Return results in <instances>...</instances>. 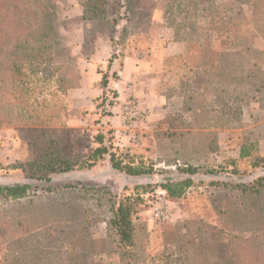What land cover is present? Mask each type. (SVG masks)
Returning a JSON list of instances; mask_svg holds the SVG:
<instances>
[{
    "label": "rangeland",
    "instance_id": "374dc122",
    "mask_svg": "<svg viewBox=\"0 0 264 264\" xmlns=\"http://www.w3.org/2000/svg\"><path fill=\"white\" fill-rule=\"evenodd\" d=\"M226 1L55 0L52 22L58 38L50 52L52 69L42 76L32 64L23 88L0 69V185H30L19 199L0 196V264H126L124 249L107 234L109 198L126 195L140 198L133 218L136 264H164L162 251L172 248L183 252L184 264L264 260V187L249 192L237 186L264 176V166L239 157V145L255 141V156L264 158L263 11L237 4L243 16L255 14V50L245 51L249 39L243 19L236 39L238 66L231 74L238 79L235 93L244 99L234 102L229 92L232 100L221 106L212 86L231 84L226 79L230 70L219 67V52L231 37L209 25L234 11L226 9ZM93 6L105 12L90 18ZM183 22L190 26L182 27ZM170 40L181 44L180 59L164 60L161 49ZM95 48L102 60L106 52L117 54L118 61L139 52L157 71V89L167 97L165 116L152 123L145 118L133 128L134 136L125 130L127 142L117 145L141 150L153 170L129 176L105 161L93 170L33 172L36 152L24 143L34 135L29 128H44L47 138L64 141L63 153L78 157L93 146L95 134L114 132V123L102 121L98 110L101 96L87 107L76 88L80 66L91 62ZM196 104L205 110L197 116L178 111ZM187 165L194 171H182ZM184 177L194 183L180 199L168 198L159 186ZM165 204L169 218L159 221L153 209Z\"/></svg>",
    "mask_w": 264,
    "mask_h": 264
},
{
    "label": "trees",
    "instance_id": "16d2710c",
    "mask_svg": "<svg viewBox=\"0 0 264 264\" xmlns=\"http://www.w3.org/2000/svg\"><path fill=\"white\" fill-rule=\"evenodd\" d=\"M239 1H243L248 6L253 4L256 8H261L263 11L262 18L264 19V0H227L225 3L226 9L234 11L222 21H210L209 28L211 30H219L221 34L231 37L229 46L222 48L219 52L221 58L219 67L221 70H230L226 74L228 76H226V79L230 80L231 84L228 83L227 86L220 88L219 86H212L213 90L217 91L215 96H219L218 101L221 106H226L227 102L232 100V95L227 94L229 92H234V102L243 101L244 99V96L240 97L235 93L238 91L235 86L238 84V79L231 74L238 66L240 51L237 48L236 39L238 38L239 22L243 19L248 35V37L245 36L244 38L249 39V45L245 47V51L255 50L252 46L254 34L251 31L255 14L243 16L241 8L237 6ZM55 3V0H0V69L6 70L5 73L8 75V80L12 84L15 83L17 87H25L26 84L23 77L27 71H31L32 64L36 65V72H39L42 76L52 69L50 52L56 46L55 42L58 38V33L52 22L56 14ZM90 11L92 12L90 18L98 17L105 12L104 9L96 6H93ZM218 22L219 26L216 25ZM181 25L182 27L185 25L190 26L187 22H183ZM206 49H208V46ZM123 56L124 54L119 58L118 68L121 64L120 59ZM181 57L182 55L180 54L166 55L164 60L180 59ZM117 59V54L112 53L107 57L106 67L97 68L102 77V85L107 84V76L110 75L108 73L109 67ZM115 73L114 71V77H116ZM219 93L221 94L219 95ZM115 97V94L111 91L109 94L106 93L101 96L97 107L102 116L111 115V106L116 100ZM237 108L238 106H235L234 109L236 110ZM178 111L191 117L192 115L197 116L198 113H203L205 110L202 105L196 104V106H191L190 108L181 107ZM49 118H53V115H50ZM29 120L26 118V121ZM29 123L32 124L35 121L32 120ZM28 130L34 132V135L25 140L24 143L26 146L32 147L33 151L36 152L35 162L32 163L30 169L33 172L40 171L45 176L49 173L67 172L73 168L81 170L91 169L96 164L104 161L108 162L109 166L115 171L129 176L145 175L153 170L152 162L147 164L144 162L143 156L140 155L141 150H138L137 154L135 149L131 147L122 148L113 143V133L110 130L107 137L103 132L95 134L92 137L93 146L84 156L80 157L63 153L60 147L64 141L56 136L47 138L44 128L33 127ZM51 131L54 132L53 130ZM257 147L255 141L242 142L239 145V157L251 158L253 166H264V158L255 156ZM182 171L193 172L194 169L187 165ZM193 183L192 178L184 177L178 180L165 181L160 183L159 186L165 191L168 198L177 200L187 192ZM237 186L242 191L256 192L255 190H258L257 192H259L264 187V176H259L249 184H237ZM29 188L30 185L26 183L0 185V196L8 199H19L26 195ZM109 199L111 203L109 206L110 215L107 218V234L108 236L111 234L114 237L112 239L114 246L124 249L125 254H123V257L126 259L125 263L136 264L137 258L133 251V247L136 245V225L133 222V218L137 216L136 202L140 198L126 195L118 200H112L111 197ZM50 234L56 235L57 233L56 231H51ZM234 251L237 252V249L234 248ZM246 253H249V251H246ZM161 258L166 261L164 264H184L185 261L183 252L176 248L164 249ZM250 259L245 258L239 264H264L262 259L257 262H250Z\"/></svg>",
    "mask_w": 264,
    "mask_h": 264
},
{
    "label": "crops",
    "instance_id": "0c3cea01",
    "mask_svg": "<svg viewBox=\"0 0 264 264\" xmlns=\"http://www.w3.org/2000/svg\"><path fill=\"white\" fill-rule=\"evenodd\" d=\"M181 48L179 42L170 40L165 47H162V56L178 54ZM152 50L158 51L157 48H152ZM98 53L99 50L95 48L92 52L91 62H86V65L80 66L82 67V74L76 86L78 96H82L81 99L84 105L93 107L95 97L109 94L110 91L115 94L116 100L111 106V115L103 116L102 121H106V123L112 121L114 123L115 144L124 145L128 140V135L122 126L119 113L126 96L131 93L139 100L141 107L146 111L148 110L149 115H147L146 121L150 123L165 116L166 109H168L165 105L167 97L157 89V71L151 66V59H146L147 57L144 56L142 58L139 52L124 55L120 59L119 68L118 60L112 62L108 70L110 74L107 76L108 82L106 85H102V77L97 68L106 67L108 53H105L104 60L98 58ZM114 71L116 77L113 76ZM100 165L101 162L92 167L91 170L97 169Z\"/></svg>",
    "mask_w": 264,
    "mask_h": 264
},
{
    "label": "built area",
    "instance_id": "2783aa9c",
    "mask_svg": "<svg viewBox=\"0 0 264 264\" xmlns=\"http://www.w3.org/2000/svg\"><path fill=\"white\" fill-rule=\"evenodd\" d=\"M145 112L146 111L141 107L139 100L129 93L121 105L119 116L125 130L131 136H134L133 128L140 125V123L146 118ZM153 216L159 221L167 220L169 218L168 206L166 204L155 206L153 209Z\"/></svg>",
    "mask_w": 264,
    "mask_h": 264
}]
</instances>
